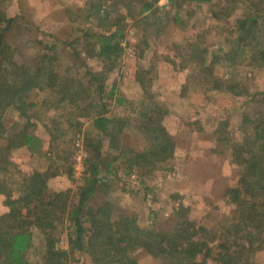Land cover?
<instances>
[{
    "label": "trees",
    "instance_id": "1",
    "mask_svg": "<svg viewBox=\"0 0 264 264\" xmlns=\"http://www.w3.org/2000/svg\"><path fill=\"white\" fill-rule=\"evenodd\" d=\"M134 1H141L138 13L148 24L160 23L162 12L155 5L156 0ZM167 2L177 8L185 2L210 4L212 0ZM115 4L126 9L124 0ZM249 4L251 12L238 20L239 33L233 51L223 57L241 59L235 62L245 60L253 69L264 68V0H249ZM80 11L70 9L67 15L76 21ZM110 17L105 8L89 7L85 20L96 18L100 26H107V31L86 29L84 38L88 40L86 54L107 61L111 69L119 65L117 59L124 51L121 41L125 37V15L114 21ZM13 23L14 18L0 10V195L5 206L0 212V264H38L27 257L34 231L43 240L39 264H66L69 254L76 251L85 253L94 264H139L134 256L139 252L150 256L152 264H258L255 256L264 251V118L241 113L242 142L233 141L230 145L240 173L237 182L223 193L224 201L233 206V213L228 221L218 225L211 238L206 227L190 218L189 208L184 205L176 208L167 226L141 227L136 215L119 212L107 197L98 203L91 199L99 190L107 191L106 176L115 163L122 164L126 174L136 169L148 174L157 163L174 156L176 138L162 121L167 109L155 100L153 92H146L150 80L144 82L140 74L144 69L136 73V79L149 96L150 104L137 115L141 117L139 129L146 136L147 148L137 151L120 144L127 121L109 116L103 102L92 101L93 92L103 100L105 85L101 71H80L74 57L62 58L64 55L61 57L54 45L41 47L38 63L17 60V47L7 41ZM203 51L199 44L191 43L184 58L195 63L201 75L204 76V71L212 76L213 89L223 87L235 96L245 95L247 89L238 82L219 83L212 62L197 61ZM115 89L112 84L108 99L115 98L116 103L124 104L123 97H115ZM34 91L48 93L32 99ZM258 93L264 103V92ZM44 106L53 113L43 122L39 107ZM9 108L16 111L21 122L13 121L7 128L4 115ZM82 117H87L102 138L98 137L95 144L88 136L82 141L85 168L76 189H50L49 179L60 173H67L76 181L72 171L75 146L72 138L67 141L62 138V125L74 127L81 135ZM106 138L109 146L119 151V156L110 160L102 153ZM18 148H27L32 155L42 153L47 166L23 172L11 160L12 152ZM64 232L66 249L58 245Z\"/></svg>",
    "mask_w": 264,
    "mask_h": 264
},
{
    "label": "rangeland",
    "instance_id": "2",
    "mask_svg": "<svg viewBox=\"0 0 264 264\" xmlns=\"http://www.w3.org/2000/svg\"><path fill=\"white\" fill-rule=\"evenodd\" d=\"M116 1L1 0L0 10L14 18L7 41L17 47V60L38 63L37 54L42 52L41 47L54 45L59 55H64L62 58L74 57L80 71H101L105 85L103 100L93 92L92 101L103 102L109 116L127 121L120 135V144L137 151L147 148L146 136L139 129L141 117L137 115L138 111L148 109L150 104L149 96L136 79V73L144 69L140 72L144 82L150 80L149 91L146 92H153L155 100L167 109L162 121L176 138L174 156L157 163L148 174H143L142 169L126 174L124 166L115 163L106 176L107 191L99 190L91 202L98 203L107 197L119 212L136 215L139 226L154 229L167 226L176 208L184 205L189 208L190 218L206 227L208 238H211L218 225L228 221L233 213V206L224 201L223 193L237 182L240 173V168L233 161L230 145L233 141L242 142L241 113L264 118V103L258 93L264 92V68L253 69L246 65L245 60L235 62L241 59L223 57L224 53L233 51L239 33L238 20L252 10L249 0H212L210 4L185 2L177 8L167 0H156L155 5L162 12L158 18L160 23L156 25L148 24L149 21L138 13L141 1L124 0V10L115 4ZM89 7L92 10L105 8L111 21L125 15V37L121 41L124 51L115 68L110 69L107 61L86 54L88 40L84 38L85 30L107 31V26H100L98 19L85 20ZM77 8L81 11L76 21H72L67 12ZM191 43L199 44L204 50L197 61L212 62L213 74L219 77V83L238 82L247 89V93L235 96L225 92L223 87L221 90L213 89L212 76L204 71V76L201 75L200 68L184 58ZM112 84L116 86L115 97H123L124 104L119 105L115 98L108 99ZM47 93L34 91L31 98L38 99L42 94L45 97ZM51 113L53 111H48V107H39L43 122ZM18 118L15 110L7 109L4 115L6 127L9 128L13 121L21 122ZM79 120L82 123L81 135L74 127L62 125V138L66 141L72 138L74 142L72 171L76 181L67 173H60L49 179L50 189H76L85 168L86 151L82 141L88 136L94 139L95 144L98 137L102 138L101 132L91 126L87 117ZM118 152L109 146L107 138L103 140L102 153L107 160L119 156ZM11 160L23 172L43 170L48 164L42 153L32 155L27 148L14 150ZM3 210L5 206L0 195V212ZM59 239L58 245L66 249V233L60 234ZM42 256L43 240L34 231L27 257L39 264ZM134 256L139 264L153 263L146 254L139 252ZM255 260L264 264V251L257 253ZM65 261L66 264H94L85 253L77 251L69 254ZM156 261L163 262L161 259Z\"/></svg>",
    "mask_w": 264,
    "mask_h": 264
}]
</instances>
